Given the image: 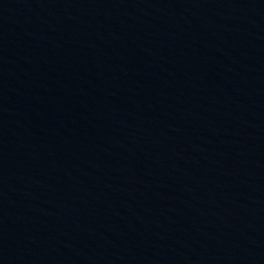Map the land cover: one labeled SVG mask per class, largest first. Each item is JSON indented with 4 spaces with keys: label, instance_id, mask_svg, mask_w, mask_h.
Masks as SVG:
<instances>
[{
    "label": "water",
    "instance_id": "95a60500",
    "mask_svg": "<svg viewBox=\"0 0 264 264\" xmlns=\"http://www.w3.org/2000/svg\"><path fill=\"white\" fill-rule=\"evenodd\" d=\"M0 264H264V0H0Z\"/></svg>",
    "mask_w": 264,
    "mask_h": 264
}]
</instances>
